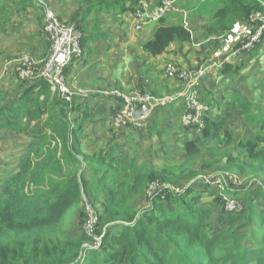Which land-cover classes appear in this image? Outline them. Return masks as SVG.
<instances>
[{
	"label": "trees",
	"instance_id": "trees-1",
	"mask_svg": "<svg viewBox=\"0 0 264 264\" xmlns=\"http://www.w3.org/2000/svg\"><path fill=\"white\" fill-rule=\"evenodd\" d=\"M76 1L78 7L69 24L82 34L80 45L84 54L88 46L85 36L88 18L94 12L105 14L115 9L124 12L126 3L132 11L129 5L138 0ZM234 1L228 0V3ZM7 2L0 0V12ZM197 3L199 6L200 2ZM186 8L190 12V7ZM255 11L263 13L255 1L244 5L240 21L245 23ZM221 13L227 15L228 9ZM188 39V32L179 25L159 24L142 49L156 58L169 53L174 44L181 45ZM263 40L264 37L251 52L236 58L254 52ZM80 59L85 65L86 58ZM78 60L71 62L66 75ZM168 64L172 63H166L164 70ZM236 68L237 64L232 62L209 75L218 73V77H225L224 74L232 71L220 86L226 87L232 84V78L233 82L236 80ZM20 85L21 94L9 106L0 104V131L24 134L28 129L21 127L22 122L29 125L47 110L44 128L49 134L43 133L46 138L43 135L39 138L43 144L31 152L33 157L21 158L18 169L1 185L0 264H264V113L260 111L257 117L250 114L251 107L261 110L263 98L254 99L251 95L250 99L241 92L226 94V89L216 99H208L202 94V85L200 89V100L207 107L202 115L206 127L203 137L211 140L218 136L231 149L209 160L203 168L211 169L214 176L230 174L243 182L244 195L233 198L241 203L240 211H225L226 192L220 194L218 185L196 178L180 195L165 197V190H161L159 197L164 196L165 201L157 199L151 209L137 213L135 203L133 207L130 204L150 183L180 186L191 176L172 180L161 171L139 166L137 160L127 158L122 148L107 150L99 145L88 149L86 145L90 141H86L85 125L78 117H71V113L90 108L91 99L105 98L107 103H118L115 114L123 107L121 99L90 94L86 99L68 104L54 96L57 101L46 105L41 98L50 90L48 83L34 81L20 82ZM175 103L185 107L181 100ZM238 112L245 116L249 126L258 125L255 133L249 136L242 132L234 138L227 121ZM10 113L12 118L8 116ZM179 113L181 110L176 115ZM180 117L177 124L181 129H195L183 127ZM55 143L60 150L52 148ZM186 150L195 152V142L188 140ZM63 170L65 176H60ZM206 198L211 201L209 205L204 203ZM98 202L101 212L93 206ZM79 203L80 208L83 206L81 225L88 205L96 218L95 230L101 223L106 227L102 246L99 250H88L86 258L81 256V244L88 242L89 236L82 226L75 238L66 237L64 229L67 215Z\"/></svg>",
	"mask_w": 264,
	"mask_h": 264
},
{
	"label": "rangeland",
	"instance_id": "rangeland-1",
	"mask_svg": "<svg viewBox=\"0 0 264 264\" xmlns=\"http://www.w3.org/2000/svg\"><path fill=\"white\" fill-rule=\"evenodd\" d=\"M146 1L149 2V0ZM42 2L50 9L52 8L61 21L68 25H70L69 20L78 7L76 0H42ZM137 2L129 5L132 11L128 10V3H126L127 10L125 9L124 12L119 9L105 14L94 12L88 18L85 31L88 44L85 48L87 53L81 56L86 58V64L83 65L81 59L77 61L79 68H85L84 70L87 71L81 78L79 77V80L70 79L68 74L65 75L71 90L80 88L87 92H96L106 89L117 90V92L132 96V98H135L133 93L146 96L143 99L145 108L147 105L149 107V114L145 126L135 128L128 124L117 125L114 121L116 113H113L118 103H107L104 101L105 98L102 100L91 99L90 108L83 111L76 110L71 113V117H78L85 125L86 141H90L86 145L89 150L99 145L107 147V150L114 147L122 148L126 152L127 158L137 160L139 166L161 171L172 180L191 176L180 186L163 182L150 183L130 204V207H133L135 203L134 207L137 213L151 209L157 199L165 201L164 198L168 194L180 195L196 178L206 184L218 185L220 194L226 192V195L223 196L225 200L223 208L227 212H233L227 208L226 200L244 195L242 192L243 182L240 181L239 186L233 183L230 185L228 175L214 176L211 169L203 168V165L209 160L218 158L231 149L227 148L225 141L218 136L206 140L202 135L206 129L205 125L199 132L196 129H181L177 124V118L186 113L187 109L179 103L176 105V103L173 104L174 102H168L183 87L178 77L170 78L165 73V64L172 63L177 71L193 70L210 59L211 56L198 47L202 43L199 42L202 36L194 33V41L192 28L195 24L190 22L189 15L173 14L157 23L155 27L164 23L179 25L188 32V41L181 45L174 44L167 54L156 58L150 56L143 51L142 44L152 36H148L144 30L135 31L130 21ZM175 2L177 6H180L178 2L181 3V8L179 7L181 10H188L184 4L188 3L187 0H184V3L182 0H175ZM42 29L43 9L34 4L33 0H9L4 4L0 12V104L2 106H9L15 98L18 88L23 89L16 78L15 60L21 55H30L36 61L45 58L48 52V41ZM11 70L13 75L9 82ZM49 89L41 98L43 102H46V105L57 101L54 96L60 100L55 88L49 86ZM179 110L181 113L176 115ZM12 115L13 113H10L8 116L12 118ZM23 115L25 118L28 117L26 112H23ZM48 115L49 112L46 110L41 117L33 120L29 125L23 121L21 127L28 129L27 132L20 133L18 137L7 139V149H10L11 152L0 149V154L6 161V163L0 164V189L3 180L18 169L19 164L16 165V162L28 155L33 157L31 152L43 144L39 138L44 132L49 134L44 128ZM235 123L238 122L236 116L233 115L227 121V125L233 128ZM3 131L10 130L0 132ZM188 140L195 142L196 151L193 153H188L186 150ZM52 148L60 150L57 143ZM12 164L13 167H9ZM60 176H65V170L61 172ZM161 190H165V197H159ZM230 196L232 197L230 198ZM210 202L207 198L204 200L205 205H209ZM99 203L93 206L98 212H101L102 208ZM80 206L79 203L67 215L64 229L68 238L78 236L79 228L84 227L85 214L82 213L84 215L81 225L80 213L83 211V206L81 208ZM105 228V224L101 223L94 233H89L91 235L88 238L89 241H84L81 244L82 257L86 258L85 254L88 250L100 249L103 244Z\"/></svg>",
	"mask_w": 264,
	"mask_h": 264
},
{
	"label": "built area",
	"instance_id": "built-area-1",
	"mask_svg": "<svg viewBox=\"0 0 264 264\" xmlns=\"http://www.w3.org/2000/svg\"><path fill=\"white\" fill-rule=\"evenodd\" d=\"M43 9V33L49 43V53L43 60L36 61L30 55H21L15 60V72L18 82L44 81L49 86L54 87L60 100L71 104L75 100L86 99L90 94H99L104 97H113L123 101V107L115 114V123L131 124L135 128L145 126L149 114L148 105L145 108L146 96L133 93L135 98L124 93L109 90H98L87 92L77 88L71 90L68 87L66 69L73 60L80 59L82 48L80 38L82 34L73 24H66L47 7L42 0H33ZM188 13V14H187ZM189 15L188 10H181L175 0H158L157 5H151L146 0H138L135 11L132 13L133 28L141 31L149 24L158 23L168 15ZM234 39L233 46L217 57L206 60L195 69H185L177 71L173 64H168L165 73L170 78L178 77L182 83V90L169 100V103L181 100L185 104L187 112L180 117V124L183 127H194L198 132L203 129L204 122L202 115L207 111V107L200 100V88L204 78L212 71L220 69L222 66L231 64L233 60L242 53L251 52L256 48L264 37V14L252 12L245 23L232 30ZM228 175L229 182L241 184L234 175ZM220 182V181H219ZM226 206L230 211L241 210V203L238 200H226ZM86 219L83 232L87 236L90 232H95L96 218L93 210L85 206Z\"/></svg>",
	"mask_w": 264,
	"mask_h": 264
},
{
	"label": "crops",
	"instance_id": "crops-1",
	"mask_svg": "<svg viewBox=\"0 0 264 264\" xmlns=\"http://www.w3.org/2000/svg\"><path fill=\"white\" fill-rule=\"evenodd\" d=\"M182 1L184 3V0ZM187 1L188 3L184 4L186 5V7H190L189 10L191 9L189 12L190 22L195 24V26L192 28L193 39L195 41L194 33L196 35L202 36L201 41H199L202 43L199 44L198 47H201L204 52L206 51L207 54L211 56L210 59L217 57L218 55L227 51L231 46H233V43L235 41L232 37V30L242 24L240 18L244 5H247L249 2L255 1L263 9L264 13V0H236L232 3H228V0ZM197 2H200L199 6ZM149 3L152 6L157 5L158 0H149ZM227 9L228 14L223 15L221 12ZM130 21L133 26L132 16L130 18ZM155 25H157V23L149 24L145 26L142 31L144 30L145 33H148V36L151 37L154 30L156 29ZM224 25L227 26L224 27ZM214 43H217V47H213ZM233 62L237 64L236 80L233 82L232 78V84H228L226 87H220L223 81L229 76L232 71L224 74L225 77H218V73L207 76L203 79L201 84L204 97L208 99H216L217 96H219V93L223 94L224 90L228 89L226 94L232 92V95L233 93L241 92L243 96L249 97L250 99L251 95L254 99L263 98L264 102V40L254 52L245 56H240V58L234 59ZM78 65L79 64L77 63L72 64L68 73V77L70 79L79 80V77L81 78V76L84 75V73L87 71L84 70L85 68H79ZM12 75L13 72L11 70L9 72V82H11ZM18 84L20 85V82H18ZM22 90L23 89L18 88L15 93V97L20 95ZM251 106H253V104H251ZM250 111V114L253 117H257L260 111L264 113V107H261V110L251 107ZM233 115L236 116V120L238 123H235L233 128L227 125V128L229 130H233L235 134L234 138H238V135L242 132H244L245 135L249 134L250 136L258 130V125H256L255 127L254 125L249 126L248 124H246V121L244 119L245 116L241 115L239 112L233 113ZM19 135L20 133H16L13 131L0 132V149L2 151L11 152L10 149H7V139L11 137H18ZM1 159L5 158H3L0 154V164L6 163ZM17 164H19V162H16V165ZM9 167H13V164Z\"/></svg>",
	"mask_w": 264,
	"mask_h": 264
}]
</instances>
